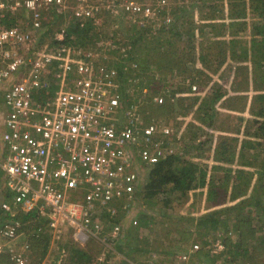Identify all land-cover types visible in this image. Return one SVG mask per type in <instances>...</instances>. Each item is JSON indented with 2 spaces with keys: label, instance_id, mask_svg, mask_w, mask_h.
I'll return each mask as SVG.
<instances>
[{
  "label": "built area",
  "instance_id": "obj_1",
  "mask_svg": "<svg viewBox=\"0 0 264 264\" xmlns=\"http://www.w3.org/2000/svg\"><path fill=\"white\" fill-rule=\"evenodd\" d=\"M68 1L0 0V239L16 241L24 227L21 215L36 212L26 221L34 224L33 236L46 226L52 245L96 241L106 253L116 252L123 221L143 189L141 169L178 154L179 144L172 141L171 126L146 121L136 93L147 89L141 88L136 62L119 69L96 50L65 43L69 19L97 24L103 6L72 8L52 38L40 42ZM119 1L139 28L155 20L152 5ZM121 49L124 62L130 50ZM30 246L0 243V253L22 264ZM216 247L224 249L221 241ZM177 257L182 264L189 255Z\"/></svg>",
  "mask_w": 264,
  "mask_h": 264
},
{
  "label": "rangeland",
  "instance_id": "obj_2",
  "mask_svg": "<svg viewBox=\"0 0 264 264\" xmlns=\"http://www.w3.org/2000/svg\"><path fill=\"white\" fill-rule=\"evenodd\" d=\"M112 1L116 3L117 8L113 7L112 9L108 7ZM135 1L141 6L152 5L153 8H157L155 11L156 22L155 25L153 24V30L156 29L159 31L164 25L171 24L175 20V23L178 24V31H180L179 37L173 38L174 42L172 46L167 44L165 46L160 45L159 49L155 48L152 50L145 59H139L142 68L145 67L149 75H153L157 82L161 81L158 83L160 86L158 92L151 93L149 97L150 100L155 103L154 98L156 96H162L164 99L162 104H164V106L166 105V107L157 108L156 114L151 113L152 109L149 108L148 111H143L144 116L149 117L153 115V120L157 118L169 123V126L174 129L175 134L180 140L178 141L179 147L182 148L178 151V154L183 153L181 157L194 161L207 168L209 172L212 173L213 166L222 165V163L218 162L213 157L217 144L224 136H234L235 133L231 131L235 126L237 116L242 113L250 115V112L257 107V100L254 97L259 90L256 89H264V77L261 76L262 78L257 79H253L251 76L247 77L248 70L249 72L253 70V63H248V70L247 68L243 70L242 66L241 70L236 73L238 70L236 66L239 65V63L232 60L229 55L224 56L223 54L224 51L229 53L232 48L231 32H233V29L225 23H230V21L242 22V19H233L229 16V0H206L205 4L204 0ZM119 2V0H74V2L71 3L72 5H70L71 10L72 8L77 9L76 7L78 6H85L88 4H98L104 7L97 22L99 34L97 33L95 36L91 37L93 40L89 42L91 48L88 49L96 50L101 53L100 59L109 62L111 65L114 64L118 66L121 48L124 46L126 50L133 49L132 42L135 40L136 36L133 31L130 30V25L135 24L134 26L139 28L133 21L134 16L126 13L119 5ZM204 5H218V12L220 11V13L215 19L205 18L204 15L207 9H205ZM105 13H114V19H117V21L114 20L115 23L107 24L105 28H101L102 24L104 25V19H106L103 16ZM19 14H23V11H20ZM47 15L50 16V14ZM222 16L224 18H222ZM167 18H169L170 21H167ZM190 18L192 19V23L195 24L194 32H198V38L196 42L194 41L195 43H193L192 39L189 37L186 30L188 27L185 26V22ZM150 21L153 20L151 19ZM210 22L217 23L216 25L219 29L222 24L225 25L221 29L223 33L214 36L212 32L209 33L211 27H207L205 29V34L201 36L198 30H200L205 23ZM251 24L249 25V29L245 31V34L241 32V35H244V38L248 40V49L251 48V39L255 32V30H252ZM181 25L183 26L181 27ZM216 41H219V43ZM147 42L148 40L144 41V43ZM160 42H162L161 39ZM238 49L242 50L241 46H238ZM160 52L169 54L168 58L160 57ZM194 58L195 60L190 62V59ZM167 59H169L168 62L166 61ZM186 61L188 62L185 65ZM170 65L174 66L175 69L171 70ZM184 85L186 87L191 85V89L183 93L176 92L174 94L176 98H179V96L181 98L184 97V101L187 100V97L193 98L195 95H198L201 101H209L213 96L212 93L221 89L224 94L222 99L219 100L217 104L215 103L216 110L214 115H212L211 111L208 109L210 106L209 104L205 114L202 116L197 115L199 114L196 111L198 105L191 109L190 115L185 114V116H182L180 111L185 110L184 108H186V105L180 103L177 99L176 101L173 99H170V101L168 100L173 91L177 90L179 86ZM193 85H196L195 89L192 88ZM141 87H143V85H141ZM199 90L203 91L199 92ZM134 92H136V90H134ZM145 96L146 93H142L138 88L136 97L144 100ZM183 135L188 136L187 140L191 136V142L184 138L182 139ZM203 142L207 143L201 144ZM246 155V157L250 159L249 161L251 164L243 165V160L241 159L240 161L238 159L237 153L236 160L233 164L223 166L227 168L231 167L232 169L240 168L252 173L256 177L257 164L261 163L260 161L263 159L262 155L259 156L256 152L255 155H253L252 151L247 152ZM141 172L143 179H141L140 182L142 183L141 187H144L148 181L149 168H142ZM224 173L225 171H223V169L218 170L216 176L223 178ZM137 197V200H134L131 214L128 216L127 213V223L124 222L123 231L128 233L127 245L136 242L144 246V243H147L148 247L150 246L151 249L148 252L145 251L144 254L140 253V256H136L137 258L133 256L129 257L127 254V261L131 264H179L177 255L183 254H188L189 258L187 261L181 262L182 264H230L231 262L228 259H235L234 255L230 257L227 255V243L229 242V240L226 239L227 234H223L222 236L217 232V236H215L216 234L213 235L211 232L208 235V233H205L202 229L195 228L196 230L193 231L191 235L190 231L193 229H190L191 223L189 218H198L212 213L221 207L234 205L239 200H229L222 206H215L209 199L207 189H204V191L202 189L191 191L189 197L184 202L175 201L168 207L161 202L146 201L143 198L142 191H140ZM251 224L257 229H260L257 232V237L264 238V212H255L251 217ZM27 226H29V224ZM124 227L127 229L124 230ZM185 227L186 230L181 233L183 234L182 236L176 233V230ZM30 230L31 227H29V230L28 228L24 229L23 232L25 235H20L14 242V245L12 241L4 238L0 239V243L4 244L6 248H9V246L18 249L22 248L28 243V234ZM130 234H132V236ZM228 235L231 242H234L238 236L235 231L230 232ZM135 238L138 239V242ZM124 239H126V237H124ZM218 241H221L224 245V249L221 252H216L218 250L216 247ZM260 242L261 241L257 240L253 242L251 247L248 246L249 253H251V251L253 253L252 247H257ZM65 243L64 240L61 241V243L55 241L53 245L50 244L48 252L41 264H100L102 262H104L103 264H119L118 262L121 261L122 258H126V256L117 249V244H115L113 246H115L116 252H113L114 254L111 255L112 258L108 259L109 262L106 263L104 245L96 241H90L86 245L74 242L76 246L86 250L90 259L85 263L83 261L79 262L77 259L72 261L70 259V249L65 248L64 252H59L61 249H59V245L61 246ZM30 245H32V242ZM38 247H40L39 244L36 247L37 249L32 251L30 250V246V249L27 250V254L30 257L22 264H35V257H38ZM257 248L259 251H254V253L255 256L259 258L257 260H248L251 261L252 264H264V244ZM249 256L248 254L246 258H250ZM244 260L246 261V259L239 261ZM0 264L21 263H17L10 257L7 251H3L0 253Z\"/></svg>",
  "mask_w": 264,
  "mask_h": 264
},
{
  "label": "trees",
  "instance_id": "obj_3",
  "mask_svg": "<svg viewBox=\"0 0 264 264\" xmlns=\"http://www.w3.org/2000/svg\"><path fill=\"white\" fill-rule=\"evenodd\" d=\"M73 2L74 0H69L66 8L63 10V12H61L62 15L56 16L53 20V23L47 24L48 29L40 38V42L42 44L48 39L52 38L54 31H56V29L61 26L63 21L66 20L64 16H72L74 11L71 10L70 5H72L71 3ZM205 3L206 0H204V4ZM229 4V16L233 19L241 18L242 22L230 21V23H225L228 24L231 29H233V32H231L232 48L229 53L224 51L223 54L224 56L229 55L232 60H235L239 63V65L236 66L238 67L236 73L241 70L242 66L243 70H245V68L248 70V63H253V70L250 72L248 70L247 77L251 76L253 79L262 78L264 77V0H229ZM204 7L207 9L204 15L205 18L215 19L220 13V11L218 12V5H204ZM103 16L106 19H104V25L102 24L101 28H105L107 24L115 23L114 20L117 21V19H114L113 13H105ZM222 18L224 17L222 16ZM71 19H69L70 23L68 24L67 28L68 41L66 40L65 43L69 42L70 44H74L86 49L91 48L89 46V42L93 40L91 37L95 36L97 33L99 34V27L98 24H96V21L92 18H85L83 21L77 20L73 22L74 19L72 21ZM191 20V18L187 19L185 26L188 27L186 30L189 37L192 39L193 43H195L197 41L196 39L198 38V32H194L195 24H193ZM155 22V20L148 22L146 25L147 27L143 29L137 28L134 26L135 24L130 25V30H132L136 36L135 40L132 42L133 49L130 50V55L124 59V62L120 61L122 58L118 59L119 66L117 65V67L122 69L128 66L130 63L136 62L138 64L141 85H143L141 88L147 89L145 99L140 103L141 110L142 112H145L151 108V113L156 114L157 108L166 107V105L164 106V104H156L150 100L149 97L151 93L153 94L158 92L160 88L158 83L161 81L157 82L153 75H149L148 70L145 67L142 68V65H140L139 59H145L152 50L155 48L159 49L160 45L165 46L167 44L172 46L174 42L173 38L179 37L180 31H178V24L175 23V20L171 24L164 25L159 31L156 29L153 30V24L155 25ZM216 24L217 23L211 22L205 23V25H203L198 31L201 33V36H203L205 34V29L207 27H211L209 33L212 32L214 36L222 34L223 32L221 29L225 25L222 24L221 28L219 29ZM250 24L252 30H255V32L251 39V48L248 49V40L244 38V35H241V32H244L245 34V31L249 29ZM182 26L183 25H181V27ZM71 36H73V38H70ZM160 39L162 42H160ZM146 40H148V42L144 43ZM216 42L219 43V41ZM238 46H241L242 50H239ZM159 56L168 58L169 54H166V52H160ZM192 60H195V58L190 59V62H192ZM166 61L168 62L169 59ZM187 62L188 61L185 62V65ZM170 68L171 70L175 69L174 66L171 65ZM127 71L131 75L133 72H136L133 70ZM190 89L191 85H188V87L185 85L179 86L177 90L171 93V97H169L168 101H170V99L176 101L177 99V101H180V103L186 105V108H184L185 110L180 111L182 116H185V114L190 115L191 109L197 105L198 107L196 111L199 113L197 115L202 116L205 114L209 104L210 106L208 109L211 111L212 115H214L216 110L215 103L217 104V102L222 99L224 94L223 91L221 89L214 91L212 93L213 96L211 99H209V101H201L198 95H195L193 98L187 97L186 101H184V97H174L176 92L183 93ZM122 90L126 98H130L128 92H125V87H123ZM256 90H259V92H257L254 97L257 100V107H255L250 112V115L243 113L239 114L236 118L235 126L231 131L235 133L234 136H224L215 148L213 157L215 160L222 163V165L213 166V172L210 173L207 168L195 163L190 159L181 157L183 153L175 154L163 161H160L149 169L148 181L146 182L147 184L143 187V190H140L142 191L143 198L146 201H152L156 203L161 202L167 207L173 204L175 201L184 202L189 197L191 191L198 189H202L203 191L204 189H207L209 199L215 206H222L229 200H239L234 205L221 207L212 213H208L198 218H189L191 223L190 229H193L190 231L191 235L193 231L196 230L195 228L202 229L205 233H208V235L211 232L213 235L217 232L222 236L223 234H227L226 239L229 240L227 243V255L229 257L232 255L235 256V259H228L231 262H229L230 264H252V262L248 259L257 260L259 257L255 256L254 251H259L257 247L264 244V238L257 237V232L260 229H257L251 224V217L255 212H264V89L257 88ZM202 91L203 90H199V92ZM152 117L153 115L149 117L146 116L145 119L146 121L150 122L153 120ZM154 120H159L162 123L169 125V123L161 119L156 118ZM187 137V135H183L182 139L184 138L187 140ZM191 139L192 138L190 136L187 141L191 142ZM172 141L178 142L180 140L178 139L177 135H174L172 137ZM206 143L207 142H203L201 144ZM181 148L179 147V151ZM250 151H252L253 155H255V152L259 156L262 155L263 158L260 161L261 163L257 164L256 177L252 173L243 169H232L231 167L227 168L223 166L233 164L236 160L237 153L238 159L240 161L241 159L243 160V165L251 164L249 161L250 159L246 157V153ZM221 169L225 171L223 178L216 176V172ZM35 214L36 212H32L31 216ZM29 216L30 215L22 216L23 221L25 222L29 220ZM124 222L127 223V218L124 219L123 224ZM44 229L45 231L41 232L39 236H35L32 241L30 250L34 251L37 249L36 247L38 244L40 246L38 247L37 251L38 257H35V264H41L48 252V248L51 243V232L49 228H46V226ZM125 229L127 228L124 227V230ZM185 230L186 227L176 230V233L182 236L183 234L181 233L185 232ZM233 231H235L238 235L234 242L232 241L234 244L230 241L231 239L228 235ZM125 232L124 237H126V239H122L116 243L117 249L126 256V258H122L121 261L118 262L119 264H131L127 261V254L129 257H138L140 256V253L144 254L145 251L148 252L151 249L150 246V248L148 247L147 243H144V246L136 242L133 244L129 243L130 245H127L128 233ZM130 235L132 236V234ZM215 236H217V234ZM257 240L261 242L257 247H252L253 253L252 251L249 253L248 246L251 247L253 242ZM65 242L66 243L63 244V246L71 250L70 259L72 261L77 259L79 262L83 261L85 263L88 259H90V256L86 250L76 246L72 240H65ZM113 254V251H108V253H105L106 263L109 262L108 259L112 258L111 255ZM248 254L250 255V258H246ZM243 259H246V261H239ZM103 263L104 262L100 264Z\"/></svg>",
  "mask_w": 264,
  "mask_h": 264
},
{
  "label": "crops",
  "instance_id": "obj_4",
  "mask_svg": "<svg viewBox=\"0 0 264 264\" xmlns=\"http://www.w3.org/2000/svg\"><path fill=\"white\" fill-rule=\"evenodd\" d=\"M31 214H32V213H30V215H31ZM26 215H29V214H26ZM22 216H24V215H21V218H23ZM29 217H30V216H29ZM29 217H28V219H29ZM31 217H32V216H31ZM22 220H23V219H22ZM23 222H24V221H23ZM25 224H26V221L24 222L23 230H24V229H27V228H28V230H29V227H31V230L29 231V234H28V235H29V237H28V238H29L28 243L31 244V242H32L33 239L35 238V236L32 235V231H33V229H35V227H34V224H33V223H29V226H27L28 224H26V225H25ZM27 233H28V231H27ZM22 234L25 235L24 232H23ZM22 234H21V235H22ZM30 241H31V242H30ZM14 242H15V241L12 242L13 245H14ZM9 248H11V247L9 246ZM8 254H10V253H8ZM10 257H11V255H10ZM11 258H12V257H11Z\"/></svg>",
  "mask_w": 264,
  "mask_h": 264
}]
</instances>
